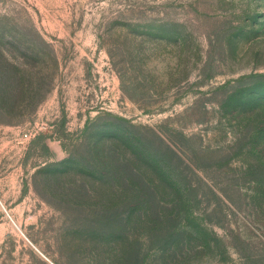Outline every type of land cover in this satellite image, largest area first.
Wrapping results in <instances>:
<instances>
[{
  "label": "rangeland",
  "instance_id": "1",
  "mask_svg": "<svg viewBox=\"0 0 264 264\" xmlns=\"http://www.w3.org/2000/svg\"><path fill=\"white\" fill-rule=\"evenodd\" d=\"M0 75V264H50L11 217L55 264H264V150L236 142L264 118V0H0ZM121 119L198 153L189 202L38 173L82 167L88 136Z\"/></svg>",
  "mask_w": 264,
  "mask_h": 264
},
{
  "label": "trees",
  "instance_id": "2",
  "mask_svg": "<svg viewBox=\"0 0 264 264\" xmlns=\"http://www.w3.org/2000/svg\"><path fill=\"white\" fill-rule=\"evenodd\" d=\"M5 86H8L7 78L0 75V102L4 104L9 99ZM261 110L264 111V106L260 108ZM256 114L259 119L246 123V119L240 121L242 133L236 142L241 144L246 138L251 148L257 145L262 146L264 150V118L261 114L257 112ZM121 120L120 125L103 126L88 136L89 140L84 146L81 158L84 162L82 167L74 168L75 160H69L60 164H46L38 173L46 179L54 178L62 182L64 178L69 177L70 171H74L73 175L88 177L91 180L88 182L92 183L90 186L95 187L97 183L103 189L105 199L111 201L114 198H121L139 207L151 202L159 204L189 202L193 183L182 169V165L187 161L190 166H200L198 153L191 150V155L186 151L179 155L160 136V133H165L168 128L165 124L135 125ZM262 181L263 177L252 180L256 185L252 186L254 197L258 199L264 198V191L259 186ZM215 184L219 185L220 182L215 180ZM67 192L79 197L88 193L83 184L82 187L70 188Z\"/></svg>",
  "mask_w": 264,
  "mask_h": 264
},
{
  "label": "built area",
  "instance_id": "3",
  "mask_svg": "<svg viewBox=\"0 0 264 264\" xmlns=\"http://www.w3.org/2000/svg\"><path fill=\"white\" fill-rule=\"evenodd\" d=\"M9 214V213H8ZM11 217V216H10ZM12 221L15 223L16 227L20 230V232H22V234L24 235V237L45 257L49 260V258L41 251L39 250V248L25 235V233L21 230V228L16 224V222L13 220V218L11 217Z\"/></svg>",
  "mask_w": 264,
  "mask_h": 264
},
{
  "label": "crops",
  "instance_id": "4",
  "mask_svg": "<svg viewBox=\"0 0 264 264\" xmlns=\"http://www.w3.org/2000/svg\"><path fill=\"white\" fill-rule=\"evenodd\" d=\"M49 258V257H48ZM47 259V258H46ZM48 262H50V264H55L50 258L49 260L47 259Z\"/></svg>",
  "mask_w": 264,
  "mask_h": 264
}]
</instances>
